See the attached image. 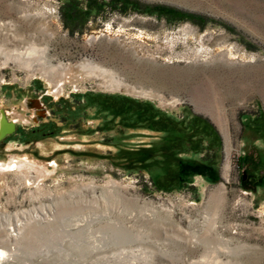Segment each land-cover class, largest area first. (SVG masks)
<instances>
[{"label": "rangeland", "instance_id": "374dc122", "mask_svg": "<svg viewBox=\"0 0 264 264\" xmlns=\"http://www.w3.org/2000/svg\"><path fill=\"white\" fill-rule=\"evenodd\" d=\"M68 1L0 0V264H264V0Z\"/></svg>", "mask_w": 264, "mask_h": 264}, {"label": "trees", "instance_id": "16d2710c", "mask_svg": "<svg viewBox=\"0 0 264 264\" xmlns=\"http://www.w3.org/2000/svg\"><path fill=\"white\" fill-rule=\"evenodd\" d=\"M83 3L84 6H78L77 1L75 0L68 1L67 6H64V8L67 10L66 12H63L64 19L72 23L74 22V17L76 18L78 16L79 19L85 20L86 22L88 21L87 19H89V15L91 13H93L94 11H98V12L102 11L103 10L102 5L107 4L106 0H84ZM108 7H110L112 11L119 10L123 13H127L129 10H133L139 13H148L150 15H154V14L169 15L171 11L172 12L175 11L178 13L180 12L173 8L164 7V6L144 5L137 0H110V2H108ZM71 17H73V19ZM182 17L184 19H188L193 22H198L202 28L205 26V23L207 22L220 23L218 20L212 18H205L193 14H182ZM229 29L232 28L229 27ZM179 181L181 180H178L177 178L175 182L180 183Z\"/></svg>", "mask_w": 264, "mask_h": 264}, {"label": "bare ground", "instance_id": "6f19581e", "mask_svg": "<svg viewBox=\"0 0 264 264\" xmlns=\"http://www.w3.org/2000/svg\"><path fill=\"white\" fill-rule=\"evenodd\" d=\"M38 52H43L42 53V57L45 58V54L47 53V49L46 48H37L36 45H31L30 47H28L25 51H15V52H11V51H6L4 48L0 47V56L5 57L6 61L5 64L13 61L15 63H18L20 65L25 66L26 68H32V55ZM57 70L56 68H54V71ZM85 70L87 71H91L93 69L85 66ZM6 120V119H5ZM12 130V125L4 122V120L2 121V136L5 135L6 133H8L9 131ZM0 166H2V164H0ZM3 167V166H2ZM227 167V166H226ZM221 194V193H220ZM218 204H222V197L219 195L218 197ZM219 206V205H217ZM220 207V206H219ZM219 207L217 208L219 212ZM218 214V213H216ZM215 214V215H216ZM215 225H213V227H215ZM15 236V235H13ZM7 252L3 249H0V263L1 260H3V258L6 256Z\"/></svg>", "mask_w": 264, "mask_h": 264}, {"label": "flooded vegetation", "instance_id": "af4514ba", "mask_svg": "<svg viewBox=\"0 0 264 264\" xmlns=\"http://www.w3.org/2000/svg\"><path fill=\"white\" fill-rule=\"evenodd\" d=\"M4 119H6V120H4ZM4 120V122H6V123H8L9 125L11 124V122L9 121V119L8 118H6V117H4L2 120H1V124H2V121ZM0 124V131H1V125ZM17 130V129H16ZM16 132V131H15ZM14 132V133H15ZM9 137V134L8 135H5L3 138H1L0 139V147L1 146H4V144L6 143V139Z\"/></svg>", "mask_w": 264, "mask_h": 264}, {"label": "water", "instance_id": "95a60500", "mask_svg": "<svg viewBox=\"0 0 264 264\" xmlns=\"http://www.w3.org/2000/svg\"><path fill=\"white\" fill-rule=\"evenodd\" d=\"M1 125H2V124H1ZM11 125H12V130L9 131L8 133H6L5 135H8V134L14 133V132L16 131V126H15V124H14V123H11ZM1 131H2V126H1ZM5 135L2 136V133H0L1 138H3Z\"/></svg>", "mask_w": 264, "mask_h": 264}]
</instances>
